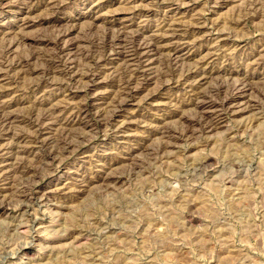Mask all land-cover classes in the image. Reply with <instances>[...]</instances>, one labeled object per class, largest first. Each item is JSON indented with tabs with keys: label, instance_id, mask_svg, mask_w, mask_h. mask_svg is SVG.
Listing matches in <instances>:
<instances>
[{
	"label": "rangeland",
	"instance_id": "rangeland-1",
	"mask_svg": "<svg viewBox=\"0 0 264 264\" xmlns=\"http://www.w3.org/2000/svg\"><path fill=\"white\" fill-rule=\"evenodd\" d=\"M0 264H264V0H0Z\"/></svg>",
	"mask_w": 264,
	"mask_h": 264
},
{
	"label": "bare ground",
	"instance_id": "bare-ground-1",
	"mask_svg": "<svg viewBox=\"0 0 264 264\" xmlns=\"http://www.w3.org/2000/svg\"><path fill=\"white\" fill-rule=\"evenodd\" d=\"M122 32H123V31H122ZM119 35H120V34H119ZM123 36H124V35H123ZM125 37H126V36H125ZM125 37H124V38H125ZM126 38H127V37H126ZM126 38H125V39H126ZM123 41H125V40L123 39ZM151 41H152V40H151ZM121 42H122V41H121ZM153 42H154V41H153ZM153 42H152V43H153ZM127 43H129V41H128ZM127 43H126V44H127ZM146 43H147V42H146ZM148 43H150V42H148ZM121 45H122V44H121ZM122 46H123V45H122ZM140 46H141V45H140ZM140 46H139V47H140ZM146 47H147V46H146ZM152 47H153V46H152ZM152 47H151V48H152ZM122 48H123V47H122ZM148 50H149V49H148ZM139 57H140V56H139ZM139 59H140V58H139ZM53 68H54V67H53ZM125 89H126V88H125ZM132 90H133V89H132ZM134 91H135V90H134ZM128 93H129V92H128ZM8 114H9V113H8ZM5 118H6V117H5ZM7 119H8V118H7ZM9 120H10V119H9ZM210 123H211V122H210ZM65 142H66V141H65ZM71 142H72V141H71ZM63 146H64V145H63ZM18 162H19V161H18ZM21 191H22V190H21ZM26 191H27V190H26ZM23 195H24V194H23ZM23 198H24V197H23Z\"/></svg>",
	"mask_w": 264,
	"mask_h": 264
}]
</instances>
